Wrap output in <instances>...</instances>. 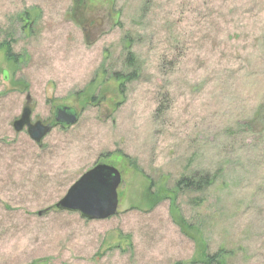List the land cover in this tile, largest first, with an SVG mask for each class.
<instances>
[{
	"label": "rangeland",
	"instance_id": "obj_1",
	"mask_svg": "<svg viewBox=\"0 0 264 264\" xmlns=\"http://www.w3.org/2000/svg\"><path fill=\"white\" fill-rule=\"evenodd\" d=\"M77 1L0 0V264H264V0ZM26 102L78 120L38 144ZM96 163L117 212L56 208Z\"/></svg>",
	"mask_w": 264,
	"mask_h": 264
},
{
	"label": "water",
	"instance_id": "obj_2",
	"mask_svg": "<svg viewBox=\"0 0 264 264\" xmlns=\"http://www.w3.org/2000/svg\"><path fill=\"white\" fill-rule=\"evenodd\" d=\"M27 102L30 98L27 94ZM25 103L19 117L13 120L12 126L16 132L26 129V133L36 143L56 126H71L78 120L77 110L68 105L54 108V124L37 119L31 122V109ZM121 183V174L111 164L96 163L82 173L66 190L63 197L56 202L55 207L71 212H78L90 220L106 219L117 212V189Z\"/></svg>",
	"mask_w": 264,
	"mask_h": 264
},
{
	"label": "trees",
	"instance_id": "obj_3",
	"mask_svg": "<svg viewBox=\"0 0 264 264\" xmlns=\"http://www.w3.org/2000/svg\"><path fill=\"white\" fill-rule=\"evenodd\" d=\"M79 1L77 2H72V7L71 10L74 11V13L76 12L75 9H73L74 5H76ZM80 5L83 4L82 0L79 3ZM81 8V7H80ZM79 24L83 25L84 21H78ZM7 46V50L9 47V44L6 45ZM8 53V52H7ZM7 56L9 58H13V60H16L15 57H10L9 54H7ZM137 61L134 58V55L131 51L128 52V55H126L125 58V65L126 67H128L129 69L124 72V71H116L115 72V77L117 78V80H122L124 82H128L131 80H134L137 76L136 74V70H137V65H136ZM159 110V108H158ZM67 127V126H66ZM210 183L209 179L207 178V176H203L200 177L199 179H193V178H186V177H182L181 179H179L177 181V187H185V188H190L192 187L194 190L196 191H202L204 189V187L206 185H208ZM188 228L191 229V227L188 225ZM222 250L214 253V254H208L207 252L204 253V255L199 254L200 257H198L196 260H193L192 262H196V263H202V264H221L223 258H224V254Z\"/></svg>",
	"mask_w": 264,
	"mask_h": 264
},
{
	"label": "flooded vegetation",
	"instance_id": "obj_4",
	"mask_svg": "<svg viewBox=\"0 0 264 264\" xmlns=\"http://www.w3.org/2000/svg\"><path fill=\"white\" fill-rule=\"evenodd\" d=\"M79 25V24H78ZM32 122V121H31ZM43 122H46V121H43ZM52 122V124H54L55 122H54V118H53V121H51ZM26 130V129H25Z\"/></svg>",
	"mask_w": 264,
	"mask_h": 264
}]
</instances>
